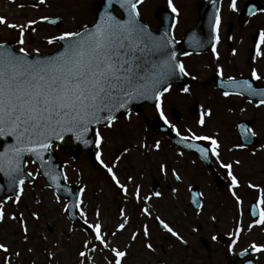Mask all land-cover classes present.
<instances>
[{"label":"snow or ice","instance_id":"snow-or-ice-1","mask_svg":"<svg viewBox=\"0 0 264 264\" xmlns=\"http://www.w3.org/2000/svg\"><path fill=\"white\" fill-rule=\"evenodd\" d=\"M145 0H103V8L97 11V17L92 24L79 25L75 30L65 28L58 34L46 36L48 45H57L55 50L48 55L41 54L39 47L29 51L27 41L37 33L36 25L51 23L56 25L62 22L60 15H40L27 18L21 23L10 22L9 18L0 15V26L16 30L18 37L15 41L18 48L12 47L7 41H0V174L6 178L9 192L0 197V223L6 220L17 223L21 241H29L30 225L25 219L24 212L6 211V205L11 203L19 207L25 194V186L34 185L37 177L47 178L46 185L52 190L57 203H61V195L69 197L63 202L61 212L69 217L78 216L80 220L79 231L84 233L80 249L77 252L75 264H96V254H100L103 264H126L133 244L141 239L143 248L149 253H155L156 247L152 241V232L148 223L138 225L135 230H130L131 218L126 207L118 209L119 219L113 225L114 230H106L103 222L101 207L95 208L94 216L90 220L87 205L84 200L86 186L81 183L75 192L67 185H62L69 176L65 168H56L49 154L53 145L63 142L66 137L78 142L85 147L94 146L96 162L106 171L111 182L123 194L125 201L129 200V188L123 183L117 171L118 163L124 154L131 149L123 147L120 155L106 163L103 159L104 146L107 137L103 130H112L119 122L121 115L131 123L133 113L130 105L134 101H153L154 108L163 121V124L175 133L177 145L184 149L194 151L204 160L214 158L219 167L225 171L229 181L227 191L233 198L236 212L233 216V225L226 232L229 238L226 244V253L241 259V264H254L257 254L264 253V240H250L246 246H241V239L245 232L251 233L254 228L264 231V185L249 179L246 188L255 190L257 195L254 203L250 205L251 220H243L244 201L239 193L242 187L241 178L236 169L241 165L240 159L221 158L222 143L218 132L202 134L191 127H186L183 132L171 122L164 111V98L172 89V81L190 75L184 61L179 57H188L190 52L178 53L174 29L179 23L180 10L174 0H167V7L172 14L171 22L162 32H154L151 26L142 18L141 8ZM213 14L210 17L212 34L211 52L216 60L220 53L217 45L220 42L222 27L221 0H211ZM50 7L48 0H35L32 9ZM18 8L27 5L20 3ZM227 7L232 12H239L237 0H229ZM119 9V14L115 9ZM248 14L255 16L264 15V8L248 7ZM75 19V17H73ZM232 39L231 36L228 37ZM192 45L204 47V41L193 35L190 38ZM232 55H237V49L232 48ZM264 59V28L258 30L254 41L253 63ZM217 76L221 77V95L225 98L231 96H248V103L259 108L264 106V88L254 87L255 81L264 80L256 67L250 69L249 79L238 80L235 76L225 78L224 68L217 63L215 66ZM196 80V76L191 77ZM188 85L180 88L184 94L191 93ZM231 111V109H229ZM241 112L245 109L241 108ZM211 107H203L199 118L195 121L199 128L207 126V118H211ZM244 142L235 143L227 151L243 150L251 147L252 138L257 132L250 126L237 125ZM91 134V138H89ZM11 138L10 144H2L4 138ZM59 147V144H57ZM133 147L149 152L160 151L162 142L153 140L151 144L141 140ZM259 151H264V144L259 148H252L251 155L256 156ZM178 157L185 155L184 151H177ZM37 167L34 171H27L28 157ZM195 163V161H192ZM67 164V162H65ZM159 170L167 176L170 171L172 178L182 183V175L176 167H169L166 162L159 164ZM127 181L132 182L133 177L127 176ZM5 184H0L3 190ZM190 203L194 206L197 215L203 214L205 209V193L193 191L188 186ZM178 192L172 188V193ZM160 191H153L141 195V186L137 184L132 191L131 198L137 204L143 202L139 208L141 216L155 221L159 229L174 238L181 245L187 246L188 241L177 229L176 225L150 203L153 198H161ZM40 203L39 200L36 201ZM186 214V213H185ZM29 217L40 219L37 211H29ZM215 224L217 215L208 217ZM67 231L74 233L76 228L69 226ZM129 231L127 242L117 243L118 234ZM197 228H191L196 232ZM48 240L47 236L43 237ZM212 241H217V235L211 236ZM59 242L46 251L48 264L56 259ZM27 252H33L28 247ZM2 264H13V260L21 256L20 251H12L7 242H0ZM107 253V254H106ZM251 257V258H249ZM32 264H36L35 260ZM159 264H166L159 261Z\"/></svg>","mask_w":264,"mask_h":264},{"label":"rangeland","instance_id":"rangeland-1","mask_svg":"<svg viewBox=\"0 0 264 264\" xmlns=\"http://www.w3.org/2000/svg\"><path fill=\"white\" fill-rule=\"evenodd\" d=\"M145 1L147 17L151 16L148 14L149 6H157V3L163 1L167 2V0ZM199 1L201 0H174V3L180 10L178 17L179 23L174 29L176 39L183 34L187 27L194 23L196 19V6ZM228 1L221 0L222 18L231 16L229 15L230 10L227 7ZM34 2L35 0H0V15L6 16L10 22L15 23H21L27 18H35L40 15H60L62 22L56 27L48 25L47 23H40L35 26L37 33L28 39L27 47L29 51L34 47H39L40 52H50L57 47V45H48L44 39L46 36L58 34L65 28L75 30L76 27L81 25V21L84 20L81 18L82 15L78 7L89 4L88 0H48L50 7L44 8L41 6L39 9H32L31 4ZM20 3H24L27 7L18 8L17 5ZM260 17H264V15ZM224 26L225 24L223 23V32ZM17 37L18 32L16 30L0 26V41H13L14 47L18 48L19 46L15 43ZM217 49L220 54H226L228 59L233 58V56L229 55L232 54V51L226 50L224 44L221 46L218 44ZM182 59L190 73L189 79L192 82L187 85L189 87L191 85V90L193 91L189 94L181 93L180 88L182 87L179 86L178 88L172 87L170 93L165 94L164 111L171 122L175 123L169 114L170 106L182 110L186 104L192 103L191 100H197L199 103L206 102V105L211 106L213 109V113L220 112L223 115L225 124H228L235 117L232 115L238 113L243 114L240 111L241 108L252 110L250 109L251 106L239 100L238 96L228 97L234 100L231 101L233 104L238 103L237 105H232L228 100L221 99L219 94L211 90L207 91L200 87V85L197 87L196 92L195 87L192 86L195 80H192L191 77L196 76L197 79L205 78L209 73V66H207L209 64H206L205 59L201 56H189ZM228 59H226L225 65L228 64ZM218 61L216 59L213 60L214 67L212 70L215 69ZM229 66L233 67L231 63ZM153 114H157L155 108L144 104L141 107L140 113H133L131 123L121 116L114 129L103 130L107 137L103 155L106 163L112 161L115 156L120 155L123 147L127 146L131 149L130 153L122 156L117 167L121 181L127 183L129 188L130 199L127 201L124 200L123 194L111 182L106 171L97 162L96 165H93L85 152H81L75 159L68 157L67 150L61 151L55 145L52 148L53 152L63 162V168H65L69 176L67 182L78 188L81 186V183L86 186L84 200L87 205L90 220L94 216L95 208L100 206L105 229L114 230L113 225L119 219L118 209L123 206L127 208L128 215L131 218L130 230H135L142 223H148L150 225L152 241L156 247V252H147L142 246L141 239L138 238L129 252L126 264H159L161 260L165 261L166 264H206V260L202 257L201 248L198 246V237H196L204 235L205 232H198V230L191 232V228H196V225L200 224L212 230L213 227L215 228V224L222 227L225 222L228 224L232 223L233 216L236 212L234 201H225V205L221 206L215 195L205 196L204 212L200 215L196 214L195 209L190 205L188 186L198 185L199 191L207 192L209 187L206 181L203 180L202 163L192 153L176 148L164 138L160 136L153 138L150 131L146 128L147 126L144 124L143 119L144 116L150 118V115ZM253 115L256 120L255 128L259 131L261 138H263L260 144H264V106L259 108L255 107V110L253 109ZM182 117L183 119L180 123H175L178 128L185 129L186 127H191L193 130L203 133V128H199L195 123L199 117L196 119L188 118L186 112L183 113ZM215 120L217 118L212 116L208 123L217 125ZM155 139H159L162 142L161 150L158 152L155 150L145 152L138 147H133L138 141L143 140L151 144ZM65 144L69 146L70 142L66 141ZM259 145L257 148H259ZM93 151H95L94 146ZM177 151H184L185 155L178 157L176 155ZM237 157L241 160L238 173L243 177V181L249 178L253 182L264 185V151H259L256 156H248L245 153L240 155L236 154V159ZM27 159V171H34L36 165L31 162L32 160L30 158ZM192 161H195V163H192ZM161 162H166L169 167H176L182 175L183 182H176L172 178L170 171L167 176L162 174L159 170V164ZM127 176H132L133 181H127ZM152 178H155L159 184L156 189L153 188ZM137 184L141 186L142 196L153 191H160L163 194L161 198H153L150 203L158 210L159 214H162L176 225L177 229L187 239V246L181 245L174 238L169 237L167 233L162 232L154 220L140 215L139 208L143 206V202L141 201V203L137 204L131 198L132 191H134ZM45 185L46 182L43 177H37L34 185L26 184L25 194L22 197V202L19 207L11 203L5 206L9 214L13 211L24 212L25 219L30 225L29 241L25 244L21 241L16 222L6 220L4 223H0V242H7L10 250L21 252V256L15 258L13 264H32L33 260H35L36 264H48L46 251L54 247L58 242L60 247L57 257L52 264H75L76 262L77 252L84 239V233L79 231L80 225L78 223L69 220L66 213L61 212L62 203L66 202V199L61 198V203H57L53 197L52 190L45 187ZM172 188H177L178 192L173 194ZM37 200L40 201L39 204L36 203ZM243 201V220L245 223H248L250 222V218L246 212L248 202L247 200ZM30 210L37 211L40 214L38 221L29 217ZM212 214H216L218 218L215 224L208 219ZM69 226L76 228L77 231L69 233L67 231ZM44 236H47L48 240H44ZM128 236L129 231L120 233L116 237V242H127ZM253 239L263 240L264 231L254 228L251 233L245 232L241 242ZM28 247L33 248V252H27L26 249ZM2 256L3 254L0 253V264H2ZM96 264H103L100 254H96Z\"/></svg>","mask_w":264,"mask_h":264},{"label":"flooded vegetation","instance_id":"flooded-vegetation-1","mask_svg":"<svg viewBox=\"0 0 264 264\" xmlns=\"http://www.w3.org/2000/svg\"><path fill=\"white\" fill-rule=\"evenodd\" d=\"M99 1L100 0H88L89 4H87L86 6L78 7L80 9V13L82 15L81 18H83V20H84V21H81V25L82 24H92L94 22V20L97 17V11L101 9V8L97 9V7H96V5ZM246 1L247 0H237L238 7H239L240 11L234 13L229 9L230 10L229 15H231V16L230 17L226 16V18H222L223 22H222L221 30L223 28V23L225 24V26H224V32H223V30L220 32L221 39H220L219 45L221 46L222 44H224L226 47V50H228V51L232 50V48L237 49V55L233 56L232 54H229V55L233 56L232 59H228V56L226 54H220V58H219L218 63L224 68L225 78L228 75H232V76H235L237 79H249L250 78V69L252 67H256L262 74H264V66H263L264 59H258V61L256 63H253V61L251 60V56L254 55V41L257 38L258 30L261 28H264V17H260V16H263L261 14H257L255 16L249 15L245 19L240 18V21H239L240 13H241V11L243 9V5ZM259 1L261 4L260 8H264V0H259ZM199 3H200V1L198 2L197 6H196V17H197V13H198ZM157 4H158L157 6L151 5L148 7L149 8L148 14L151 15L149 17L146 16V14H147V12H146V1L141 8L143 20L145 22L149 23L151 28L154 30H157V28L159 26V20L156 16V10L158 9V7H164L166 10L170 11V9H168V7H167L166 1L159 2ZM115 11L117 14H119L118 8H116ZM221 11H222V8H221ZM229 27H230V33L228 34L227 30ZM174 35H175V32H174ZM181 36L179 38H181ZM229 36L232 37L231 40L228 39ZM179 38H177V39H179ZM190 56H196V57L201 56L205 59V63L209 64V65H207V66H209L208 75L205 78H202V79L199 78V79L195 80V82L192 84V86L195 87V91L197 92V87L200 85V87L206 89L207 91L211 90V91L219 94L221 96V99L228 100V102L230 104L237 105L238 103L233 104V102H231L234 100H232L230 98L223 97L221 95L222 90L216 88L215 86H213L211 84H208V80L211 77H217V78L221 79V77L217 76L215 69L212 70V68L214 67L213 60H215L216 58L213 57L211 49H209L208 51H206L204 53H192V55H190ZM182 58H186V57L185 56L180 57V59L183 61ZM226 59H228L227 65H225ZM230 63L233 67L229 66ZM229 68H231V69L227 70ZM227 71H230V72H227ZM191 83L192 82L189 80L188 84H191ZM253 83H254V87L255 86H264V80L255 81ZM172 87L175 88L177 86H172ZM190 88H191V85H190ZM238 97H239V100L244 101L247 105H250L251 106L250 109H252V110H245L242 112L243 114L238 113V114L232 115L235 117L228 124H225V121L223 120V115L220 112L219 113H213L212 116L214 118H217V120H215V122H217V125H215V124L212 125L210 122L208 123V121L212 117L211 118L206 117L207 126L205 128H203V133H205V134H208L210 132H218L219 133V138H220L221 143H222L221 158L225 161H227L229 159L235 160L236 154L240 155V154L245 153L248 156L251 155L252 148H257L263 139V138H261L259 131L255 128V124H256L255 121L256 120L253 117L254 116L253 115V109L255 110V106H254L255 99L253 100V104H249L248 103L249 98L247 95L242 96V97L238 96ZM191 101H192V103L186 104L185 108H183L182 110L175 107V109L177 111V117H178L177 119H175L173 117V115L171 114V110H170L171 108H169V114H170V116H172V120L175 123H180V121L183 119L182 115L185 112H186V116L188 118H191V119L195 118L196 119L197 117L200 116L202 106L203 107H211L209 105H206V102L199 103L197 100H191ZM194 103L198 104V106L195 107L196 112H194L192 110L194 107L191 109V107ZM146 105H148V104H146ZM211 105H212V103H211ZM240 105H241V103H240ZM148 106L154 107L153 105H148ZM170 107H172V106H170ZM157 116H158L157 114H153V115H150V118H155ZM147 118H148L147 116H144V118H143L144 124H145V119H147ZM242 120L246 121V123H248V126L252 127L257 132V136L255 137V141H254V143H251V147H249L247 149L233 150V151L229 152V151H227V149L230 148L233 144L241 143L239 140L238 131L236 129V124L238 121H242ZM146 128L150 131V134L153 136V138H155L156 136H160V137L164 138L165 140L169 141L170 143H172V145H174L176 148L187 151L186 149H184L178 145H175L173 143V141L171 139H169L168 137H166V135H164V133H162L161 131L150 129L148 126ZM181 130L183 132L184 129H181ZM200 133H202V132L200 131ZM187 152H189V151H187ZM190 153H192L197 158V160L200 163H202L201 167L203 169V172H202L203 180L206 181V183L209 187L207 189V192L205 193V196L215 195L219 205L221 204V206L225 205V201L226 202H233V198L231 197V195L227 191V185H228L229 181L225 175V171L219 167L216 160L214 158L209 160L210 165H211L213 172L215 174V177H216V181H215V179L213 180V178L208 174V170H207L206 165L198 158V156L196 154H194L193 152H190ZM237 159H239V158L237 157ZM237 174L241 178V184H242V187L239 190L238 194L241 195L243 200H247L248 204L246 206V212L248 213V216L251 220L249 208H250V205L252 203H254V200H255L257 193L255 190L246 188V182L249 180V178H246L243 181V177L238 173V169H237ZM189 197H190V193H189ZM232 225H233V222L229 223V224L225 222V223H223L222 227H219L218 224H215V228L213 227L212 230H209V229H207V227H203L200 224L196 225L198 232H203V231L205 232L204 235H199L196 237H198V246L201 248L202 257L204 260H206V264H241V259H239L235 256L228 255L226 253V244L229 240V238L226 235V232L232 227ZM214 234L217 235V241L216 242L212 241V239H211V236ZM247 242H249V241L240 242L241 246H246ZM249 258H251V257H249ZM254 264H264V253L257 254V258L254 259Z\"/></svg>","mask_w":264,"mask_h":264},{"label":"water","instance_id":"water-1","mask_svg":"<svg viewBox=\"0 0 264 264\" xmlns=\"http://www.w3.org/2000/svg\"><path fill=\"white\" fill-rule=\"evenodd\" d=\"M249 6H255V7H258V8L261 7V5H260L258 0H247L244 3V5H243V10L241 11L240 16H239V21H240V18L241 19H245L246 17L249 16V14H248V7ZM96 7H97V9L98 8L102 9L103 8V0H100L97 3ZM213 11L214 10H213L212 4H211V0H204L199 5V14H198V18H197L195 24L190 29H188L185 32V34L183 35V37L180 40H177V43L175 44V48H176L178 53L191 52V51L204 52L207 49L211 48V43L213 41H212V34H211V27H210V17L213 14ZM156 16L159 19V27H158V30L154 31V32L159 33V32H162L164 30L165 26L168 25L171 22L172 17H171L170 14H166L164 9L161 8V7L157 9ZM58 25H59V21L54 26H58ZM227 33L228 34L230 33V27L228 28ZM193 35L198 37L200 40L204 41V47L198 48V47H195L194 45L191 44L190 38ZM8 43L12 46L11 42H8ZM52 52H49V53H41L40 52V53L48 55V54H51ZM186 80H187V77H180L179 79H176V80L172 81V84H184V83H186ZM238 80H240V79H238ZM209 82H210V84L221 88L219 79H217L215 77H212ZM257 87L258 88H264V86H257ZM144 103L154 104L153 101L139 100V101H134L129 107H130L131 111L139 112L140 109H141V105L144 104ZM196 106H197V104H194L191 107V109L194 107L192 109L194 112H196V110H195ZM171 113L173 114V116L176 119L178 118L177 117V112L175 111V109H171ZM146 123L149 125L150 128H152L154 130H161L164 133H166V135L168 137H170L174 141V143L176 144L175 141L177 140V137L172 135L170 129L167 128L163 124V121H161L159 118H156L153 121L146 120ZM239 124H244V123L240 122L237 125H239ZM237 129H238V127H237ZM238 131H239V129H238ZM89 138H91V134H90ZM239 138H240L241 142H244V139H243V137H241L240 133H239ZM65 139H68L71 142L70 152H69V156L70 157L76 158L77 156H79L81 151H86L88 153L91 161L94 162L92 146L85 147L84 145H81L78 142L73 141L70 137H66ZM11 142L12 141H11L10 137L9 138H4L3 141H2V144L6 145V144H10ZM57 144H59L58 148L61 149V150H64L66 148V146L64 145V141L62 143L61 142H57ZM0 150H2V145H0ZM196 154L199 156L198 153H196ZM47 155H49L51 157L52 163H53V165L56 168H58V169L61 168V162L58 160L57 156L52 151L49 154H47ZM200 159L206 164V166L208 167L209 174L212 177H214V179L216 181V177H215V175H214V173H213V171H212V169L210 167L209 160H204L201 157H200ZM43 178H44L45 182H48L46 177H43ZM152 182H153V188L156 189L158 184H157V182H156V180L154 178L152 179ZM60 183L62 185H67L68 187L71 188V190L73 189V186L67 184V182H65L62 178L60 179ZM0 184H5L4 189L0 190V197H3L9 192V190H8V188L6 186V178L3 176V174H0ZM78 189L79 188L75 187L73 192L77 191ZM192 190L193 191H198V187L194 186L192 188ZM59 194L61 195V198H64V199H67V200L69 199V197L65 196L63 193H59ZM67 217H68L69 220L75 221V222H77L80 225L81 222H80L78 216L75 217V218H72V217H69L67 215Z\"/></svg>","mask_w":264,"mask_h":264},{"label":"bare ground","instance_id":"bare-ground-1","mask_svg":"<svg viewBox=\"0 0 264 264\" xmlns=\"http://www.w3.org/2000/svg\"><path fill=\"white\" fill-rule=\"evenodd\" d=\"M103 216V215H102ZM164 246V245H163Z\"/></svg>","mask_w":264,"mask_h":264}]
</instances>
